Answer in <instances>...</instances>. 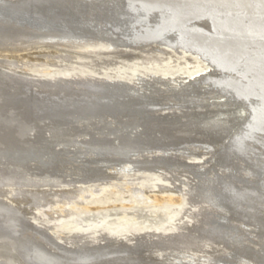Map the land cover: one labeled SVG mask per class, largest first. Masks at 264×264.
<instances>
[{"label": "bare ground", "instance_id": "1", "mask_svg": "<svg viewBox=\"0 0 264 264\" xmlns=\"http://www.w3.org/2000/svg\"><path fill=\"white\" fill-rule=\"evenodd\" d=\"M11 1L0 0V264H264V149L252 141L264 140V0ZM124 44L181 54L165 70L139 71L134 58L130 74L102 78L39 76L16 60L56 47L125 56ZM246 142L252 160L236 151ZM136 175L128 207L150 181L181 188L176 204L167 192L153 200L173 225L73 219ZM6 188L38 211L71 210L54 229L78 244L21 221Z\"/></svg>", "mask_w": 264, "mask_h": 264}, {"label": "rangeland", "instance_id": "2", "mask_svg": "<svg viewBox=\"0 0 264 264\" xmlns=\"http://www.w3.org/2000/svg\"><path fill=\"white\" fill-rule=\"evenodd\" d=\"M7 1L10 2L11 0H7ZM13 1H16V0H12L11 2H13ZM34 23H31V25L34 27H37L38 25H43L44 29H46L48 31H50V29H54V26L56 24V23H52V24L51 23H46V24L45 23L44 24H36L35 23L34 24ZM108 27L109 26L106 23H102L101 25H98V28L99 29L101 28L102 30H105ZM79 42H81V44L84 43V41H81V40H79ZM95 42H97V41H95ZM120 44H122V43H120ZM97 48H101V46H98ZM121 48L125 49L127 51L128 50L131 51L130 54H128V55H132V56H128L127 54H125V56H124L123 52H116V54H113V53L107 54L105 52H100L99 50H95V52L92 53V52H89L88 49H84V48L83 49L82 48L81 49L64 48V50H63V48L56 47L55 50L49 49V50L40 51V52H38L37 55L32 56L30 58L22 57V56H20V54H18V55H16V60L19 61L18 63H19V66L21 69L31 71L33 74H36L39 76H43L46 72H49L50 74H53V76L55 74L56 75H60V74L68 75V73L71 76H75V75L78 76L80 74H83V75H91V74L93 75L94 74L95 77L102 78L105 75L117 76V74H115V73L117 71H120V68H123L121 70L122 72L125 71L128 74H130L131 72L127 69L130 66H134V65H127V66H123V65L124 64L126 65L130 60H136L137 58H138L137 60H140V61L136 62L135 65L139 67L138 68L139 71H144V68L146 66H148L147 64H151V63L154 66H161L162 69L161 68L160 69L165 70L167 68V66L172 65V63H174L173 59H167V57H169L172 54H173L172 55L173 57L181 54L180 50H174L171 48H168L165 50V46H163V45H160V46L153 45L152 47H144V48H141L139 50H134V51H133V49H131V44H128V47H126V45H125V46H122ZM69 49H70V52H69ZM58 50H60V51H58ZM78 50H80V51H78ZM169 50H171V51L169 52ZM151 51H152V53H151ZM141 52H143V53H141ZM127 53H129V52H127ZM136 53L139 55L137 56ZM149 53H151V54H149ZM163 53H164V55H162ZM102 54H103V56L106 55L105 56L106 58L104 57L101 59V57H103ZM143 54L146 57L143 56ZM95 55H98V57ZM110 55L112 57H110ZM94 56L97 58V60L95 59ZM151 56H152V58H151ZM161 56H163V57H161ZM1 58L2 57H0V60H3ZM134 58H136V59H134ZM186 58H189V57L187 56ZM93 60H94V62H93ZM117 60H119V61H117ZM92 62H93V64H92ZM118 62H119V64H118ZM120 62H121V64H120ZM178 62L180 63V61H178ZM88 63L91 65L89 66ZM96 63H97V65H96ZM102 63H104V64H102ZM83 65H84V67H83ZM107 65H108V67H107ZM111 66H112V68H111ZM94 68H96V69H94ZM126 76L128 77V75H126ZM204 87H206V88H204ZM199 88H200L201 92H206L208 90V85L207 86L206 85H200ZM204 94H205V96L210 95L208 92H206ZM213 95L216 96V95H218V93H214ZM213 102H215L214 99L209 101L208 103H213ZM235 106H237V105H235ZM235 106L229 107V109H233ZM201 107H202L201 105L200 106L198 105V106H195L194 108L197 109V108H201ZM225 134H226V132L220 133L221 136H218V138L223 140V138H224L223 136ZM234 135H235L234 133H231L230 137H233ZM227 140L228 139H225L224 142H226ZM70 150L75 151V150H79V149L70 148ZM262 152H264V150H262ZM262 155L263 154L261 153V156ZM133 173H136V172L135 171L126 172L127 175H133ZM146 174H153V173L146 172ZM135 177H137V179H135ZM76 179L77 178L75 176L64 177V180H66V181H72V180H76ZM130 179H131V181H130ZM150 179L153 180V179H155V177L146 178V180H150ZM141 182H142V179L140 180V175H136V176H134V178L130 177L127 180H122V181H118L115 183H113V182L108 183L107 184L108 190L106 189L107 192L104 193V196H106L105 203L96 209L94 208V206L85 207L86 204H81L80 206H78V211H79V213L77 212L78 215L76 214L77 216L73 217V219L78 218L77 220L79 222L80 221H89V222L93 221V222H95V220L99 221L101 218L108 216L107 220L111 221V220H115L117 217L125 214L129 217H134L136 219L137 225H139V226L154 227L158 224H161V227L167 228L168 225H173L174 224L173 222L167 223L164 225L163 222L167 220V217H166L165 213H163L162 211H160V209H158L159 207L163 206V204L160 202L155 203V201H153V200H156V197H158L159 195L163 196L164 193L167 192V193L172 194V196L174 198H176V201L173 202L176 204L177 199H179L181 196V191H180L181 188L180 189L176 188L177 189L176 190L174 187L175 185H166V184H165L166 186L162 187L157 182L154 183L153 181H150V182L144 184V186L141 185L142 187L140 186V190H141L140 194H136L135 198L138 202L142 201L141 204L140 203L137 205L133 204V207L132 206L128 207L127 203L132 201V199H129L131 197L130 191L133 189V187H131V188H128V187H130L131 184H135V183L141 184ZM57 189L60 190V189H62V187L57 188ZM13 196H14V194L10 192V189L6 188L4 193H3V200L6 203H8L10 206L19 209V212L21 213L20 217L23 218L24 220H26L27 222H29L32 226L37 227V228H39V227L45 228L46 230L51 231L52 229H54V226L56 224H58L60 221H62L63 219L68 220L69 218L66 219L67 216L70 217L69 215L72 213L71 210H65L64 211L65 213H63L62 211H60L58 209L55 210L54 213L52 211L48 212L46 207L42 208L41 210L38 211V210H36V208H34V206L29 205L28 203H18L15 200V198H13ZM137 196H138V198H137ZM145 197L147 198V200ZM167 206H168V211L170 210L169 212H172L175 210L181 211L180 210L181 208L187 207L186 203H183L181 208H178L175 206H170V205H167ZM23 216H25V217H23ZM61 218H62V220H61ZM178 218H180V217H178ZM176 222H178V221H176ZM52 231L57 234L56 235L57 237H55V239L60 244H62V245L64 244V245H68V246H75L76 244H78V242H77L78 239L76 238V236H72V235L66 236L64 234H59L58 232H56L55 229ZM100 242L103 243L102 241H99V243ZM224 264H229V262H225Z\"/></svg>", "mask_w": 264, "mask_h": 264}, {"label": "water", "instance_id": "3", "mask_svg": "<svg viewBox=\"0 0 264 264\" xmlns=\"http://www.w3.org/2000/svg\"><path fill=\"white\" fill-rule=\"evenodd\" d=\"M30 21H31V19H29ZM30 21H28V20H24V19H22V22L24 23H27L28 25H31V23H32V21H31V23H30ZM108 96H112V95H108ZM115 98H117V97H115ZM106 100L105 101H109L111 98H109V97H107V98H105ZM71 100V99H70ZM233 139V138H232ZM262 139V138H261ZM252 140L253 142H254V145H258V147H256V146H254V148H256L258 151H259V153L261 152L260 150L261 149H263L264 147V140ZM225 144H227V141L224 143V145ZM224 145H222V146H224ZM243 147H242V149H240L239 148V151L238 150H236L238 153L239 152H241V153H243L244 155H246L247 157V159L248 160H252V158L250 157L251 156V154H249V152H248V149H250L251 150V146H248V143L246 142V143H244V145H242ZM261 148V149H260ZM220 150V149H219ZM249 154V155H248ZM258 158V157H257ZM257 158H255V159H257ZM259 158H261L260 156H259ZM254 160V159H253ZM263 176V175H262ZM21 221L23 220V218H21L20 219ZM32 226V225H31ZM36 229V228H35Z\"/></svg>", "mask_w": 264, "mask_h": 264}]
</instances>
